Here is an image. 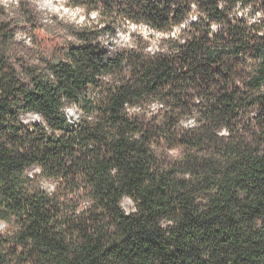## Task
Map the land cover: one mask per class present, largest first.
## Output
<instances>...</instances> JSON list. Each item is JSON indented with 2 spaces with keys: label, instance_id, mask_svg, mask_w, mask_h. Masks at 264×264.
Returning a JSON list of instances; mask_svg holds the SVG:
<instances>
[{
  "label": "trees",
  "instance_id": "16d2710c",
  "mask_svg": "<svg viewBox=\"0 0 264 264\" xmlns=\"http://www.w3.org/2000/svg\"><path fill=\"white\" fill-rule=\"evenodd\" d=\"M234 3L198 0L207 19L185 24L184 43L161 36L165 52L72 45L75 68L48 62L56 84L23 65L30 79L19 77L5 51L15 29L0 25V264H264V21L248 24L255 7L229 16ZM105 4L154 32L191 11V0ZM68 102L85 116L69 123ZM151 103L164 107L149 115ZM194 114L199 127L184 128Z\"/></svg>",
  "mask_w": 264,
  "mask_h": 264
},
{
  "label": "clouds",
  "instance_id": "9594fccd",
  "mask_svg": "<svg viewBox=\"0 0 264 264\" xmlns=\"http://www.w3.org/2000/svg\"><path fill=\"white\" fill-rule=\"evenodd\" d=\"M217 7L224 10L229 0H216ZM242 4L244 5L242 7ZM255 7L254 15L249 17L248 24L260 23L264 21V0H248L245 4L244 0H235L229 16L235 15L246 16ZM200 16L207 19V14L198 8V0H191V11H189L183 21L172 25L171 32H155L154 38L149 37L148 32L154 31L148 28L147 24L141 27L140 23L134 22L123 17L116 16L115 10H109L106 7L105 0H0V25H7L14 28V35L8 42L5 51L8 54L9 63L16 68L17 74L22 80H29L30 74L24 71V68H32L35 70L33 74H42L52 84L58 82L57 76L48 67V62H56L63 60L68 64L76 67V61L67 55L68 47L72 45H81L90 43L93 47H99L107 50V56H114L122 50H135L152 55L156 52L167 51V46L157 47L160 43L161 36L171 35L184 43L181 37V29L189 20L196 21ZM115 17L118 23L113 22ZM33 23L40 24L38 30H32ZM16 26H23L18 28ZM217 28L216 23L211 24V31ZM114 29V31H112ZM147 29V31H146ZM85 33H94L87 40L81 39V35ZM139 34V38L138 35ZM211 34V33H210ZM259 35H264V25L258 29ZM51 38V43L43 45L40 36ZM23 40V45L15 46V41ZM63 51H60V46ZM16 57H22L17 62ZM24 66V68L21 67ZM130 69L126 68L119 75L126 76ZM109 83L118 84L120 81L114 77V74H103L102 77ZM100 89H97V93ZM95 95V93L93 94ZM164 105L159 103H151L147 107L149 115L156 113ZM125 108L129 112H141L140 107L129 108L125 104ZM69 123L79 121L85 113L75 102H68L62 109ZM92 120V116L87 117ZM34 119H41L39 115ZM181 125L184 128H198L196 115L182 120ZM219 136L228 137L230 135L227 127L218 128ZM3 223V222H0ZM7 226L6 224L4 225ZM0 230H3L0 228ZM17 229L12 227L7 235L11 236ZM13 241H9L11 244ZM8 245H0V252H7ZM20 254V247L17 246L16 256ZM15 257H13V264Z\"/></svg>",
  "mask_w": 264,
  "mask_h": 264
},
{
  "label": "rangeland",
  "instance_id": "374dc122",
  "mask_svg": "<svg viewBox=\"0 0 264 264\" xmlns=\"http://www.w3.org/2000/svg\"><path fill=\"white\" fill-rule=\"evenodd\" d=\"M141 27H143V25H141ZM146 31H147V29H146ZM150 33L152 34V38H154L155 32L154 31L153 32L151 31ZM40 40H41L42 44L45 45V46L48 45V44H50L52 42L51 41V38L44 37L43 35L40 36ZM35 116H37V114L34 113V112H26V113H24L22 115V119L24 121L37 120V119H34ZM121 205L124 208V210L127 211V212H130V211H132L134 209V202L128 196H124L122 198ZM0 222H3V223H0V228L3 229L2 231H5L8 228V226H6V227L4 226L6 224L4 221L0 220Z\"/></svg>",
  "mask_w": 264,
  "mask_h": 264
}]
</instances>
